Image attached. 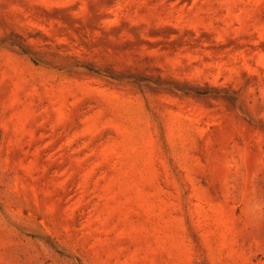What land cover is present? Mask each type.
Wrapping results in <instances>:
<instances>
[{
  "label": "rangeland",
  "instance_id": "374dc122",
  "mask_svg": "<svg viewBox=\"0 0 264 264\" xmlns=\"http://www.w3.org/2000/svg\"><path fill=\"white\" fill-rule=\"evenodd\" d=\"M0 264H264V0H0Z\"/></svg>",
  "mask_w": 264,
  "mask_h": 264
}]
</instances>
